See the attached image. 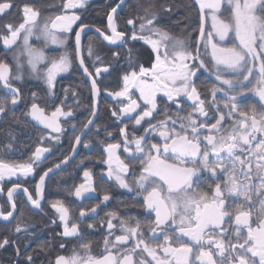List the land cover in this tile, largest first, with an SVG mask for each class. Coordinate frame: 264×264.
Returning <instances> with one entry per match:
<instances>
[{
	"label": "snow or ice",
	"instance_id": "1",
	"mask_svg": "<svg viewBox=\"0 0 264 264\" xmlns=\"http://www.w3.org/2000/svg\"><path fill=\"white\" fill-rule=\"evenodd\" d=\"M194 3L198 5V28L193 29L198 32L195 41L191 34L187 38L172 35L160 23L161 10L154 4L126 21L131 26L130 35L118 30L114 14L120 5L107 14V30L111 34L95 28L111 46L124 47L143 41L153 53L149 66H145L138 63L128 48L129 70L120 78V90L109 93L121 105L112 111L114 118L122 122L134 115V126L148 122V127L143 135H130L127 125L120 128L122 141L104 146L107 158L103 162L108 178L120 188L142 196L143 214L154 215V219L145 225L136 217L125 219L118 212H110L100 221L107 226L102 254L93 255L91 244L82 243L73 247L70 254L58 255L54 264H264V0H194ZM86 4L87 0H63L64 11L52 18L42 17L41 10L32 4L0 0V16L9 15L13 8L21 12L19 24L6 23L0 32V42L6 49H18L14 65L0 60V114L6 113L8 105L15 107L24 102L22 89L16 82L24 79L25 69L29 76L43 82L49 96L54 95L57 76L72 67L73 59L68 52L51 57L44 48L49 43L61 47L66 44L73 25L82 19L78 10ZM89 27L80 23L75 31L76 59L90 80L93 96L91 118L75 136L76 144L82 142L95 124L96 98L101 93L97 78L102 70L96 64L103 61L95 54L91 39L87 54L88 58L94 57L91 65L94 72L81 55V34ZM33 37L43 40L44 46L33 45L30 42ZM113 57L118 60L119 53H113ZM201 69L215 81L209 90L210 100L201 98L194 80ZM109 70V66L103 67V73ZM68 91L65 90V100ZM160 93L178 106L186 98L191 101V111L186 115L177 113L175 118L165 111L163 119L151 123L148 118L159 113ZM72 95L76 97L77 93L73 91ZM248 95L259 98V107L241 109L240 101ZM38 99V94L32 92L25 115L48 131L42 141H58L63 132L61 118L71 116V110H64L62 100L49 113ZM152 134L158 135L160 141L152 142ZM107 137L111 138L112 133L107 132ZM84 146L88 147L86 141ZM122 146L127 162L119 154ZM11 147L7 145L8 149ZM49 152V148L37 146L24 162L0 155V192L6 178L9 182L16 178L7 189L11 210L5 212L0 206V218L4 221H9L17 211L14 194L24 195L31 206L42 208L45 178L54 169L48 168L40 175L34 193L23 185ZM68 160L66 156L61 163ZM54 167L59 169L61 164ZM83 176L85 182L75 187L76 197L96 192L92 172L85 169ZM109 200L110 195L105 193L102 202ZM50 207L58 214L63 238L83 239L80 223L73 222L63 201L51 202ZM99 207L97 204L89 211L95 215ZM85 216L86 212L81 210L80 219ZM30 227L18 221L15 233L27 232ZM87 227L92 229L95 225ZM117 230L121 234L116 235ZM148 240L160 242L153 246ZM10 243L14 241L5 237L0 240V248ZM26 264H33L31 255Z\"/></svg>",
	"mask_w": 264,
	"mask_h": 264
},
{
	"label": "flooded vegetation",
	"instance_id": "2",
	"mask_svg": "<svg viewBox=\"0 0 264 264\" xmlns=\"http://www.w3.org/2000/svg\"><path fill=\"white\" fill-rule=\"evenodd\" d=\"M191 4L184 7L181 0L175 6H167L166 0H125L124 5L121 0H87V4L83 9H79L81 21L73 25V31L68 34L66 44L61 47L59 45L47 44L44 48L45 52L51 57H59L64 52L72 55V67L65 73L57 76L54 95L49 96L46 86L42 81L29 76L27 69L24 72V79L16 82V86L22 89L23 101L15 107L8 105L7 111L0 114V155L10 161L24 162L37 146L49 148L50 152L45 153L46 159L39 165L34 175L26 178L24 187L30 192L35 191V185L39 183V177L48 168L54 170L45 178L44 199L42 200V208L36 209L27 202L26 196L14 194L13 199L17 202V211L9 221L0 218V240L7 237L10 243L0 248V264H26V258L31 255L33 264H54L58 255H68L73 247H79L82 243H90L93 255L102 254L104 247V239L107 235L106 223L101 225L100 221L106 218L110 212H118L121 217H136L143 224L147 225L152 217L144 215L142 208V196H138L136 191L129 192L127 189L120 188L116 182L107 176V165L103 162L107 156L103 148L108 143H119L122 137L119 129L127 125V131L131 135H143L144 129L148 127V122H142V126H134L133 119H123L121 122L112 116V111L118 110L121 105L116 98L109 93L120 90L122 80L120 79L125 71H128V52L131 48L133 57L138 59V63L149 66V61L153 58L150 46L144 44L143 41L130 42L124 47L111 46L107 41L103 40L95 28H100L106 34H111L107 30V14L111 8L117 7L115 15L118 30L131 34V26L126 24L128 19L134 18L138 13L142 14L144 7L154 4L160 11V23L174 36L187 38L191 34L193 41L198 36V32H193L194 28H198V6L193 0H189ZM29 3L41 10L42 17L55 18L56 15L62 14L63 0H18V4ZM165 7H170L171 11H163ZM119 8V9H118ZM21 21V12L17 8H13L9 15L0 16V32H3V25L6 23L19 24ZM90 25L84 33L81 34L82 53L85 64L89 66V70L94 72L91 67L94 57L88 58L87 45L91 39L95 54L102 58L103 63L96 64L100 67L102 74L97 78V83L101 89L99 97L96 98L98 106V116L95 118V124L91 126V131H87V135L82 137V142L76 144L75 136L81 133L83 124L87 123L91 118L90 106L93 103V96L90 91V80L83 74L79 67V62L75 55V31L79 30V24ZM33 45L44 46L43 40H37L33 37L30 41ZM18 49H6L0 42V60L13 64L14 56ZM203 51V49H201ZM113 53H119V59L113 57ZM109 66V73H103V67ZM198 90L202 93V99H211L209 90L211 89L214 78L203 69L197 72L194 77ZM68 89L67 99L65 100V90ZM76 92L77 96L73 97L72 92ZM36 92L39 99L37 102L46 108L47 112H51L57 105L64 100V110H71V116L62 117L61 125L63 132L59 135V140L45 139L41 137L48 136V131L42 125H37L25 113L31 103V93ZM2 94V93H0ZM135 98V97H134ZM10 99V97H9ZM221 99L220 96L217 97ZM77 100L79 103H77ZM127 101L125 100V103ZM159 113L154 118H148L155 124L164 118L163 113L167 111L174 118L177 113L186 115L191 111V101L182 98L179 106L167 100L162 93L158 94ZM259 107V98L255 95H248L241 99V109H248L250 106ZM213 112L210 111V116ZM214 123V120L210 121ZM230 123V122H228ZM75 125V129L73 128ZM99 127V131H97ZM107 132L112 133V137H107ZM11 135L15 136L13 140ZM55 135V134H53ZM154 139L152 142L160 141L156 134H152ZM88 143V147L84 146V142ZM11 144V149L7 145ZM121 159L127 162V154L123 152V146L119 150ZM69 157L68 162L64 161V157ZM83 161L81 165L80 162ZM56 164H61L59 169H55ZM85 169L93 174V186L96 192L85 193L82 197H76L73 193L76 186L85 182L83 173ZM138 174V169H137ZM129 179L131 177L129 176ZM12 182L16 178H11ZM12 182L8 178L2 182L3 191L0 192V206H3L5 212L11 210L10 203L7 200V189L12 187ZM206 190V189H205ZM108 193L110 200L102 202L103 195ZM61 200L70 209L73 222L80 223L83 239L72 237L63 238L61 233L63 226L59 222L58 214L50 207L51 202ZM97 213L93 215L89 210L96 206ZM83 210L86 216L80 219L79 213ZM56 223H53V221ZM18 221H23L26 225H31L27 232L15 233V227ZM118 224V221H113ZM94 224L95 227L89 229L87 225ZM116 235L121 234L119 230ZM147 229L145 228V238L147 239ZM114 238V237H113ZM162 240V237L160 238ZM160 241L148 240L153 246ZM64 244L65 248L61 249L60 245ZM19 248V255H17ZM146 257V253L144 254ZM151 259L150 257H146Z\"/></svg>",
	"mask_w": 264,
	"mask_h": 264
},
{
	"label": "trees",
	"instance_id": "3",
	"mask_svg": "<svg viewBox=\"0 0 264 264\" xmlns=\"http://www.w3.org/2000/svg\"><path fill=\"white\" fill-rule=\"evenodd\" d=\"M178 1L179 0H166V5L175 6L176 4H178ZM181 2L183 3L184 7H186L188 4H191L189 0H181Z\"/></svg>",
	"mask_w": 264,
	"mask_h": 264
},
{
	"label": "water",
	"instance_id": "4",
	"mask_svg": "<svg viewBox=\"0 0 264 264\" xmlns=\"http://www.w3.org/2000/svg\"><path fill=\"white\" fill-rule=\"evenodd\" d=\"M125 1V0H124ZM194 1V0H193ZM125 2H123V4H120V5H124ZM198 6V5H197ZM119 9V8H118ZM82 53V52H81Z\"/></svg>",
	"mask_w": 264,
	"mask_h": 264
},
{
	"label": "rangeland",
	"instance_id": "5",
	"mask_svg": "<svg viewBox=\"0 0 264 264\" xmlns=\"http://www.w3.org/2000/svg\"><path fill=\"white\" fill-rule=\"evenodd\" d=\"M209 24H210V21H209Z\"/></svg>",
	"mask_w": 264,
	"mask_h": 264
}]
</instances>
